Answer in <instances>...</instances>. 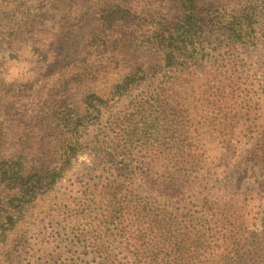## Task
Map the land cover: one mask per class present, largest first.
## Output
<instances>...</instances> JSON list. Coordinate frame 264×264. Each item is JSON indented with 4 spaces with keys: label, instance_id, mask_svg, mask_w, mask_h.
Returning a JSON list of instances; mask_svg holds the SVG:
<instances>
[{
    "label": "trees",
    "instance_id": "obj_1",
    "mask_svg": "<svg viewBox=\"0 0 264 264\" xmlns=\"http://www.w3.org/2000/svg\"><path fill=\"white\" fill-rule=\"evenodd\" d=\"M231 1L235 3L176 0V17L170 10L157 11L153 33L138 43L155 62L138 63L132 73L115 80L110 91L92 89L83 101V113L74 110L59 117L58 163L45 159L30 164L18 154L0 158V240L36 202L46 199L66 166L60 162L69 164L72 156L89 148L92 156L106 162L89 168L80 196L60 213L65 223L70 215L85 221L44 245L45 252L54 246L68 257L69 263L57 264H264L251 255L252 248L258 249L249 240L256 235L255 223L247 209L235 205L217 169L203 165L206 151L198 149L184 129L164 130L172 133L169 139L155 130L159 121L167 127L180 124L168 85L193 80L203 69H211L218 79L235 66L233 53L239 45L257 46L264 36L262 0ZM235 77L221 81L220 94L229 93L225 86L231 89ZM144 84L150 87L142 94L144 100L133 105L122 122L116 118L121 133L84 138V119L98 118L111 97ZM127 137L134 139L131 145L125 143ZM116 139H125V144H116ZM162 139L171 144L166 147ZM262 229L264 233V224Z\"/></svg>",
    "mask_w": 264,
    "mask_h": 264
},
{
    "label": "rangeland",
    "instance_id": "obj_2",
    "mask_svg": "<svg viewBox=\"0 0 264 264\" xmlns=\"http://www.w3.org/2000/svg\"><path fill=\"white\" fill-rule=\"evenodd\" d=\"M174 5L176 0H0V158L18 154L30 164L45 159L58 163L59 117L74 110L83 113V101L92 89L110 91L114 81L132 73L138 63H154L155 58L143 53L138 43L153 33L157 11L178 15ZM261 5L260 34L264 35V0ZM235 52V66L218 79L211 69H203L193 80L168 85L180 124L167 127L159 121L155 130L169 139L172 133L166 135L164 130L184 129L189 140L206 151L203 165L217 169V178L228 187L238 202L235 205L247 209L255 223L256 235L249 240L258 249L252 248L251 255L261 260L264 36L257 46L239 45ZM234 73L231 89L225 86L229 93L220 94L221 81ZM149 89L144 84L103 103L98 118L84 119V138L100 132L116 137L115 132L123 128L116 118L122 122ZM132 139L115 143L131 145ZM93 152L86 148L69 164L60 162L66 166L46 199L36 202L29 215L20 217L9 236L0 240V264L69 263L57 248L45 252L44 245L49 246L53 235L85 221L70 215L68 224L61 221L60 213L80 196L89 168L106 162L97 160Z\"/></svg>",
    "mask_w": 264,
    "mask_h": 264
}]
</instances>
